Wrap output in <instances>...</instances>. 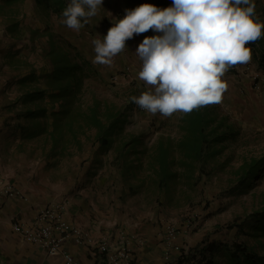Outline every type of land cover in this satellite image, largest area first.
<instances>
[{
  "label": "rangeland",
  "instance_id": "374dc122",
  "mask_svg": "<svg viewBox=\"0 0 264 264\" xmlns=\"http://www.w3.org/2000/svg\"><path fill=\"white\" fill-rule=\"evenodd\" d=\"M167 1L166 7L171 6L172 0ZM139 5L138 0H103L97 14L77 32L62 23V15L44 10L35 0H0V37L8 40L4 51L10 46L18 52L15 71L20 73L15 76L34 71L39 81L31 87H45L54 71L53 42L73 46L91 63L95 56L92 41L103 40L113 23L126 15L125 9ZM155 35L162 33L149 30L126 41L111 66L91 63L94 71L86 81L85 100L97 99L115 113L125 112L123 129L114 134L111 146L104 148L96 140L97 130L92 129L81 135L82 147L70 145L60 153L47 133L31 136L34 126L24 116L27 106L19 103L8 109L13 115L4 122L7 131L0 136L2 175L43 206L64 200L66 211L91 223L96 220L102 232L119 230L131 242L141 234L151 250L161 247L166 264H180L184 257L182 264H209L212 259L215 264H227L225 245L236 240L264 252L263 232L255 230L253 219L246 221L264 204V177L240 183L238 172L245 155L264 152V129L235 119L222 103L215 104L240 128L239 141L228 144L203 166L184 158L178 149L183 114L152 115L131 100L145 91L154 92L138 79L142 61L135 52L145 36ZM11 88L18 95L11 104L29 89L20 83ZM47 103L51 113L53 104L49 99ZM133 138L137 139L134 145ZM162 142L170 152L163 165L156 160ZM164 168L175 174L165 184L161 180ZM173 229L179 235L170 243ZM104 236L97 240H108ZM212 244L219 249L212 252Z\"/></svg>",
  "mask_w": 264,
  "mask_h": 264
},
{
  "label": "clouds",
  "instance_id": "9594fccd",
  "mask_svg": "<svg viewBox=\"0 0 264 264\" xmlns=\"http://www.w3.org/2000/svg\"><path fill=\"white\" fill-rule=\"evenodd\" d=\"M103 0H70L62 23L79 31L95 16ZM103 40L92 41L93 65L111 66L126 41L149 30L136 54L142 61L138 79L154 89L131 97L141 109L167 118L220 104L228 89L222 77L251 61L247 45L264 36V22L252 0H172L166 8L141 4L125 9Z\"/></svg>",
  "mask_w": 264,
  "mask_h": 264
},
{
  "label": "trees",
  "instance_id": "16d2710c",
  "mask_svg": "<svg viewBox=\"0 0 264 264\" xmlns=\"http://www.w3.org/2000/svg\"><path fill=\"white\" fill-rule=\"evenodd\" d=\"M10 2H21L23 0H7ZM36 3L46 11L62 15L64 8L70 0H35ZM141 4H154L158 8H165L167 0H138ZM264 32V29H262ZM264 39H259L247 46L252 52L261 47L260 59L264 65ZM54 64V71L48 75L45 87H31L38 82L36 73L31 71L19 80L21 85L29 88L22 96L8 107H15L19 103L27 106L24 113L25 118L32 123L31 136L47 133L53 141L55 150L60 153L69 150L70 145L83 146L81 135L96 129V140L100 141L104 148L111 146L114 134L123 129L125 123V112L112 111L111 106L104 107L99 100L89 103L85 100L86 81L93 75V67L88 59L73 46L64 44L62 46L52 43L50 51ZM39 84V83H38ZM47 99L53 104L50 108ZM21 114L19 113L20 117ZM53 116V121L50 117ZM17 117V118H18ZM182 137L178 142V149L187 160L200 162L203 166L208 159L228 148V144L237 143L240 139L241 130L229 116L220 113L217 105H210L194 110L184 115L181 122ZM30 131V129H23ZM137 142L133 138L132 145ZM169 147H174L170 142ZM169 148V149H170ZM169 150L164 148V142L158 148L156 160L163 163L170 155ZM59 153V152H58ZM243 163L239 167L240 183L248 180L258 181L264 177V152L261 155L248 154L243 157ZM184 159V160H186ZM192 164V163H191ZM161 180L165 184L174 173L161 171ZM169 175V176H168ZM253 219L255 230L264 234V204L260 209L254 210L248 215L246 221ZM243 225V224H241ZM264 248V243L261 242ZM213 252L219 249L218 245L212 244ZM227 264H264V252L258 246L247 241L236 240L225 245ZM187 258L180 261L182 264ZM209 264H215L212 259Z\"/></svg>",
  "mask_w": 264,
  "mask_h": 264
},
{
  "label": "crops",
  "instance_id": "0c3cea01",
  "mask_svg": "<svg viewBox=\"0 0 264 264\" xmlns=\"http://www.w3.org/2000/svg\"><path fill=\"white\" fill-rule=\"evenodd\" d=\"M252 2L255 4L256 18L264 22V0H252ZM7 42L8 40L0 37V44H2L0 48V136L7 131V128L3 127L4 122L10 115H13L8 110L12 107L8 106L18 97L16 92L10 89H13L11 87L14 84L17 86L19 80L26 75L25 73L15 76L16 73H20L15 71L18 67L16 64L18 57L16 53L18 52L10 46L4 51V44ZM261 50L262 48L259 47L256 52H252L249 63L231 68L232 71L226 72L222 77L228 83L222 104L225 111L235 119L253 123L258 128L264 129V65L260 59ZM5 180L8 181L0 170V182ZM13 184L22 190L25 198L0 195V264H68L63 256L49 254L41 246L27 240L17 230L16 223L32 224L44 206L41 205L39 199L30 196L20 185ZM73 215L70 211H65L66 223L72 228H82L93 240L105 235L109 243L116 246L123 237H127H121L119 230L113 233L111 231L102 232L96 220L91 223L81 219L80 216L74 217ZM126 230L129 232L128 229ZM139 235L141 237L136 240L132 239L131 242V248L136 257L135 264H166L161 257L163 251L161 247L151 250L150 242L144 241L145 237ZM75 240V236L67 240L64 248L73 253L79 259L80 264H105L102 254L97 249L87 244L88 242L78 243Z\"/></svg>",
  "mask_w": 264,
  "mask_h": 264
},
{
  "label": "built area",
  "instance_id": "2783aa9c",
  "mask_svg": "<svg viewBox=\"0 0 264 264\" xmlns=\"http://www.w3.org/2000/svg\"><path fill=\"white\" fill-rule=\"evenodd\" d=\"M3 194L25 198L18 186L6 180L0 182V195ZM65 211L64 200L50 202L40 209L32 224L16 223V228L27 240L41 246L49 254L63 256L68 264H80L79 259L64 248L65 242L73 236L75 242H88L87 244L97 249L102 254L105 264H135L136 257L131 248V241L127 237H123L116 246H112L106 239L93 240L82 228H72L66 223ZM178 235L176 229L171 230L168 235L170 243H174Z\"/></svg>",
  "mask_w": 264,
  "mask_h": 264
}]
</instances>
